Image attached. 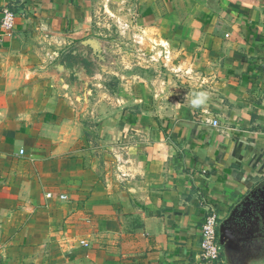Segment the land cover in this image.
<instances>
[{
	"label": "crops",
	"instance_id": "0c3cea01",
	"mask_svg": "<svg viewBox=\"0 0 264 264\" xmlns=\"http://www.w3.org/2000/svg\"><path fill=\"white\" fill-rule=\"evenodd\" d=\"M138 1L212 87L200 112L165 131L146 118L118 137L106 128L113 155L103 157L66 129L74 120L53 134L36 107L35 74L52 72L35 70L24 31L75 37L95 1L0 0L20 8L13 32L0 28V264H264L263 240L200 257L206 209L221 223L264 188V0Z\"/></svg>",
	"mask_w": 264,
	"mask_h": 264
},
{
	"label": "rangeland",
	"instance_id": "374dc122",
	"mask_svg": "<svg viewBox=\"0 0 264 264\" xmlns=\"http://www.w3.org/2000/svg\"><path fill=\"white\" fill-rule=\"evenodd\" d=\"M94 1L97 6L92 8L87 28L75 37L51 42L33 25L24 31L34 44L31 53L40 56L35 70L43 73L50 67L47 73L52 72L35 74L33 97L40 112H48L53 134H58L59 127L53 125L59 119V124L74 120L66 129L84 136V143L96 146L105 157L113 155V149L107 148L111 144L106 141V128L118 137L134 133L128 123L137 126L146 118L162 121L165 131L166 122L184 113L200 112L203 104L194 107L192 100L201 92L208 100L212 84L187 60L175 40L172 44L153 24L142 20L138 0ZM59 106L61 116L55 112ZM51 108L56 109L45 111ZM114 147L117 163L123 148ZM245 204L244 214L249 212V204L253 208L247 224L236 229L238 239H249L246 244L264 242V188Z\"/></svg>",
	"mask_w": 264,
	"mask_h": 264
},
{
	"label": "built area",
	"instance_id": "2783aa9c",
	"mask_svg": "<svg viewBox=\"0 0 264 264\" xmlns=\"http://www.w3.org/2000/svg\"><path fill=\"white\" fill-rule=\"evenodd\" d=\"M22 2L24 0H17ZM19 7L14 3H6L0 7V27L11 34L14 29L16 20L19 14ZM20 9V8H19ZM212 125L217 124V120L211 122ZM23 150H20L22 153ZM46 197H54L51 192L46 193ZM60 199H66L65 195L59 194ZM219 216L213 207H208L200 225V257L202 261L207 263H214L219 260L222 247L219 244Z\"/></svg>",
	"mask_w": 264,
	"mask_h": 264
},
{
	"label": "water",
	"instance_id": "95a60500",
	"mask_svg": "<svg viewBox=\"0 0 264 264\" xmlns=\"http://www.w3.org/2000/svg\"><path fill=\"white\" fill-rule=\"evenodd\" d=\"M254 192H251L250 194L253 196ZM249 196H246V199H248ZM246 202V201H245ZM244 202V203H245ZM236 211V208H233V210L230 212L229 216L223 220L220 224H219V228H218V232H219V244L222 247V250H226L227 249V245L228 243L231 242V244H240L239 241L242 242V245L245 244V242L248 240L247 238H240L237 239L230 231V228L226 225L228 220H230V218L232 217V215L234 214V212ZM239 238V237H238Z\"/></svg>",
	"mask_w": 264,
	"mask_h": 264
},
{
	"label": "flooded vegetation",
	"instance_id": "af4514ba",
	"mask_svg": "<svg viewBox=\"0 0 264 264\" xmlns=\"http://www.w3.org/2000/svg\"><path fill=\"white\" fill-rule=\"evenodd\" d=\"M259 191V190H258ZM255 192V193H258ZM247 202V201H246ZM245 202V203H246ZM243 203L242 206H240L232 215L230 220L227 222V226L230 228L231 233L238 239V236L236 234V229H238L239 225L241 224H247L246 219L250 218V211L252 210L253 206L249 204V212L243 213V210L245 211L247 209L246 204ZM246 216V217H245ZM249 240V239H248ZM247 240V241H248Z\"/></svg>",
	"mask_w": 264,
	"mask_h": 264
},
{
	"label": "clouds",
	"instance_id": "9594fccd",
	"mask_svg": "<svg viewBox=\"0 0 264 264\" xmlns=\"http://www.w3.org/2000/svg\"><path fill=\"white\" fill-rule=\"evenodd\" d=\"M207 100V96L205 93L201 92L196 95V97L192 100V105L194 107H198L201 104L205 103Z\"/></svg>",
	"mask_w": 264,
	"mask_h": 264
},
{
	"label": "trees",
	"instance_id": "16d2710c",
	"mask_svg": "<svg viewBox=\"0 0 264 264\" xmlns=\"http://www.w3.org/2000/svg\"><path fill=\"white\" fill-rule=\"evenodd\" d=\"M251 193V192H250ZM248 196H249V198L248 199H246V201H249V200H251L252 199V195L250 194H248ZM245 202V201H244ZM244 202H242V203H240V204H237L234 208H236V210L240 207V206H242V204L244 203Z\"/></svg>",
	"mask_w": 264,
	"mask_h": 264
}]
</instances>
